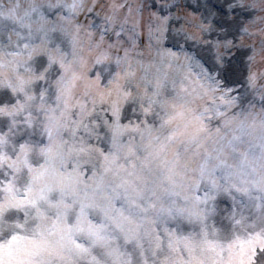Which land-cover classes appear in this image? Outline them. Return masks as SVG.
I'll use <instances>...</instances> for the list:
<instances>
[{
  "label": "snow or ice",
  "instance_id": "1",
  "mask_svg": "<svg viewBox=\"0 0 264 264\" xmlns=\"http://www.w3.org/2000/svg\"><path fill=\"white\" fill-rule=\"evenodd\" d=\"M0 264H264V0H0Z\"/></svg>",
  "mask_w": 264,
  "mask_h": 264
}]
</instances>
